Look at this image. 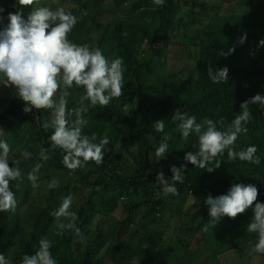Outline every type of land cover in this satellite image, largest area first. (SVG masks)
<instances>
[{"label":"trees","instance_id":"1","mask_svg":"<svg viewBox=\"0 0 264 264\" xmlns=\"http://www.w3.org/2000/svg\"><path fill=\"white\" fill-rule=\"evenodd\" d=\"M54 1H60L66 11L73 13L68 0H39V5L52 4L56 8L58 4ZM15 5L16 0H0V7L5 9L3 16L14 13L17 10ZM35 7L37 5L22 9L23 18ZM178 7L183 10L176 15ZM149 8L157 12L159 26L156 31H152V26L153 22L157 23V18L150 21L143 17ZM116 10L118 13L113 18L115 26L110 33L101 24L87 27L84 21L86 15H82L83 12L73 13L79 22L68 37L70 40L85 33L87 40L91 41L102 29L103 39L98 48L109 60L120 57L124 61V95L114 99L108 108L99 105L90 107L87 113L89 123L83 129V134L90 137L95 133L99 138H103L108 129L119 130L116 140L107 146L109 151L105 152L103 164L97 166L90 162L82 168L92 179L96 178L99 185L105 187L109 184L114 188L107 191L97 204L92 203L89 212L83 206L79 208V236L66 232L56 237L52 221L48 220L55 207L37 209L32 203L25 205L19 202L15 214L0 212V254H6L17 244L20 250L14 264H21L22 257L35 254L39 241L47 238L53 242L51 252L58 264H107L106 258L115 255L116 246L120 249L121 264H168V259L174 264H185L187 261L188 264H203L196 261H202L203 256L213 253L221 264H264V255H249L256 244V234L246 231L253 215L251 210L235 220L224 217L213 231H202L209 219L206 198L208 195L215 198L226 194L232 184H254L259 190L258 202L264 203V109L258 104L249 106L253 121L247 125L248 131L240 133L235 142L237 151L256 145L261 164L257 166L239 159L230 161L225 152L216 158L222 164L213 173L184 160L187 151H198V137L192 133L187 139L183 138L178 122L171 121L174 111L180 108L187 115L195 116L198 123L211 119L223 120L227 125L245 100L257 93L264 94V47H258L259 42L264 40V0H165L162 7H157L153 0H118ZM217 16H226V19L215 28ZM175 18L188 27L183 38L174 37ZM4 23L7 24L6 19ZM248 26L250 28L244 31ZM140 32L143 33L141 38L150 40L153 49V52L147 49L144 56L136 53L141 43L136 36ZM245 33L247 39L241 45L239 40ZM173 38L200 48L197 75L192 80L190 74L186 77L179 73L180 84L177 81L172 83L174 70L182 59L178 60L169 73L161 76L150 99L147 96L150 91L147 78L142 71L145 68L150 71L161 63V41L167 40L169 45H175ZM233 47V54L226 58L219 55L221 51L227 52ZM148 51L153 53L151 59L144 58ZM210 65L217 70L229 69L226 84H216L208 78ZM23 107L24 104L19 102L13 109L0 111V125L10 129V135L0 139L7 140L10 146V164L14 159L19 160V167L25 161L21 152L29 150L32 143L39 142L43 149H51L49 137L52 129L41 127L43 122L51 119V110H33L34 113L25 114ZM157 120H164L163 132L155 130L153 124ZM217 127L219 129L220 125L217 124ZM165 137L168 138L169 153L156 161L155 149ZM133 146L136 152L132 151ZM49 155L51 159L43 162L37 173L38 184L51 167L65 168L61 149L51 150ZM182 164L186 165L184 182L175 185L179 195L158 197L156 193L162 191V187L156 182L157 173L163 171L165 179L170 180V168ZM28 174L22 173V179L13 182L12 190L18 201L32 188ZM69 178L76 180V173H71ZM126 183L132 185L137 194H129L132 203L127 209L124 196L123 201L120 198L117 201L119 193L116 189L121 186V192H124ZM194 192L198 196H190ZM50 199L55 200L52 196ZM120 201L124 210L119 207ZM141 210L145 216L139 220ZM115 211L120 213L113 215ZM148 217L147 222L143 221ZM118 222L125 228L116 240L112 229ZM181 222L191 223V229L204 236L206 252L201 254L195 244L186 242L182 233L177 232ZM175 246H179L177 250L182 251L183 256H177L173 251ZM162 249L166 253L158 257L155 253Z\"/></svg>","mask_w":264,"mask_h":264},{"label":"clouds","instance_id":"2","mask_svg":"<svg viewBox=\"0 0 264 264\" xmlns=\"http://www.w3.org/2000/svg\"><path fill=\"white\" fill-rule=\"evenodd\" d=\"M157 7H162L165 0H153ZM17 5L19 7H17ZM37 5L23 18L22 9ZM16 11L3 16L4 8L0 7V85L13 88L16 96L23 102V112L32 113L33 110H51V119L43 122L44 130L52 129L49 137L51 149H41L39 159L47 162L51 159L49 152L61 149L64 153L62 163L71 173L84 168L90 162L100 166L104 162L105 152L109 151L110 139L107 136L99 138L93 133L90 137L83 134V129L89 121L85 118L89 108L97 105L108 108L110 103L120 99L125 86L124 61L120 57L109 60L98 47L87 44L78 45L69 40V34L79 22L78 17L65 7L55 9L40 6L39 0H16ZM84 12L82 15H86ZM5 19L7 24L4 23ZM247 39L245 33L239 40L242 45ZM258 47H264V40ZM235 52V47L227 52L221 51L220 56L227 57ZM208 78L216 84H226L229 69L227 67L215 69L211 65L207 69ZM83 88L79 106L68 110L70 89ZM87 102V103H86ZM258 104L264 109V94L257 93L240 105V111L225 125L223 120L213 121L205 119L198 123L195 116H189L180 108L172 115L171 121L178 122V129L182 137L187 139L192 133L198 137V151H187L184 160L200 169L213 173L221 167L216 158L227 153L230 161H240L259 166L261 158L257 155L256 145H250L239 151L235 148L240 133L247 132V125L253 121L250 105ZM75 119L70 124L69 115ZM217 124L220 125L218 129ZM157 132H163L164 120H157L154 124ZM117 130V129H116ZM119 131V130H118ZM4 130L0 128V136ZM119 134V133H118ZM168 138L155 149V157L159 161L168 154ZM10 146L5 139H0V212L15 214L19 201L12 190L13 182L22 179L19 160L9 162ZM24 160L33 158L27 149L21 152ZM211 165V166H209ZM37 163L28 174V180L33 189L37 183L40 168ZM186 165L172 166L171 179L166 180L163 171L157 173L156 182L162 187L156 195L178 196L175 186L184 182ZM18 187V184H17ZM59 181L52 179L47 184L48 190L57 189ZM259 190L254 184H232L226 194L212 197L208 195L205 204L208 207V223L202 231L208 232L219 225L224 217L235 220L238 216L252 211V219L246 226V231L256 234V244L249 255H264V203L258 202ZM74 196L69 194L62 198L59 207L50 213L58 223L56 236H63L65 232L81 235L78 227L79 217L71 211ZM53 242L47 238L39 241V248L33 255H24L21 264H58L53 257L51 248ZM0 264H11L3 254H0Z\"/></svg>","mask_w":264,"mask_h":264},{"label":"rangeland","instance_id":"3","mask_svg":"<svg viewBox=\"0 0 264 264\" xmlns=\"http://www.w3.org/2000/svg\"><path fill=\"white\" fill-rule=\"evenodd\" d=\"M68 2L71 4L73 13L78 14L79 12H86V17L84 18V21L87 25V27L91 26L92 24H101L103 25L107 30L108 33H110L114 29V21L113 18L115 15H117L118 11L116 10V5L118 4V0H68ZM54 4H58V6H61L60 1H54ZM51 8H55L52 4L48 5ZM182 8L178 7L176 10V15L180 14L182 12ZM143 17L147 20L153 21L156 19V22H153L152 31H156L157 27L159 26V20L157 17V12L155 9H149L146 10L143 13ZM234 18V17H233ZM226 19V16H217L215 19V28H218V26L223 23ZM25 20H27V15H25ZM174 37L176 38H183V35L188 31V27L181 23L179 18L174 19ZM250 26L244 28L243 30L249 29ZM101 31L96 34L95 39L88 41L87 35L85 33H82L76 37H72L70 40L78 45L87 44L91 47H98L101 43V40L103 39L101 36ZM143 36V33H138L136 37L140 39V42L136 48V53L140 56H144V53L147 49H150V51L153 52V49L151 47L150 40L148 38H141ZM215 37V36H214ZM146 39H148V42H145ZM216 41H218L216 38ZM143 40V41H142ZM143 42V43H142ZM173 42L175 45H169V42L166 40L161 41L162 46V61L158 66H153L151 70L149 71L147 68L143 69L142 73L144 76H146V83L148 86L147 96L151 99V95H154V88L158 84V81H160L161 76H163L166 73H169L173 67L175 66V63L178 62L177 67L174 70V76L172 78V83L175 81L180 84L181 79L179 77V73L182 76H188L190 74V78L192 80L195 79L197 75V61L200 53L199 47H193L190 44H185L182 40L174 39ZM148 51L147 55L144 58L151 59L153 57V53ZM159 75V76H158ZM84 89L83 88H76L73 87V89H70V96L68 97V110L71 112V109L78 107L80 102V97L83 95ZM158 93H161L162 91H156ZM23 103L15 94V90L13 88L4 87L3 85H0V111H7L9 109L15 108L18 103ZM45 110H39V112H44ZM34 113V112H32ZM87 119V115L85 116ZM75 116L69 115L68 120L71 121V123L74 121ZM0 128L4 130L3 136H9L10 135V129L9 127H4L0 125ZM119 131L115 130L113 128L108 129L105 132V136H107L110 139V143L114 142L117 138ZM1 137V136H0ZM43 149V145L41 143H32L29 152L33 154V158L28 161H24L23 164L20 165V169L23 174L26 175V173L30 172L33 168V166L37 163H41L43 165L44 161H41L39 159V153ZM136 147H132V151L136 152ZM132 162L134 163V158L132 156ZM246 163V162H245ZM41 170V168H40ZM155 170H158V168H155ZM77 179L76 180H70L71 172L66 168H50L49 171L46 172L45 176L40 179L39 181V187L36 189L30 188L27 190L26 196L22 197L19 202L25 203V205H28L29 203H32L37 209L39 208H51L55 207L56 209L59 207L62 198L72 194L74 196V202L71 211H74L78 214L79 208L83 206L86 209V212H89V208L92 203L97 204L98 200L104 196V194L113 189L114 187L105 184L104 186L99 185L97 183V179L93 178L86 174L81 169H78L76 172ZM56 179L59 181V187L57 189L48 190L47 184L52 180ZM118 190V199L120 198L121 201H123V196L125 197V209H127L128 204L131 202L129 194H132L133 196H137V194L133 190V186L126 183L125 184V190L124 192H121V186L116 187ZM53 197L55 200L51 201L50 197ZM190 196H198L195 192L191 193ZM120 201V208L124 210V206L122 202ZM57 202V203H55ZM132 203V202H131ZM140 211L139 213V220L142 219L143 216H145V213ZM53 212V211H52ZM120 212L115 211L113 212V215H118ZM170 217V216H169ZM52 221V227L54 228V234L57 231L56 225L58 223L57 219L54 216H51L50 219ZM149 220L148 218H143V221L147 222ZM174 223V221H173ZM192 224H188L186 222L179 223L177 229V232L182 233V236L186 242H191L195 244L199 250L201 251V254L206 252L207 249L205 245L204 236L202 237L198 232L199 231H193V228L191 229ZM125 226L121 224L120 222L116 223V227L112 229L113 231V237L117 240V236H120L124 231ZM66 233V232H65ZM61 237V236H56ZM175 238V236H174ZM173 238V240H174ZM179 246H175L173 251L177 253V256H183L182 251H178L177 248ZM19 246L17 244H14L11 249L7 251L6 254H4L5 258L11 262V264H14L17 258V255L19 254ZM166 253L165 249H162V251L155 253L158 257H163ZM215 254H209L208 257L203 256L202 261H196V263L203 264H221L215 259ZM135 257V256H134ZM92 260L93 257H90ZM107 264H121L122 259L120 257V249L116 246L115 248V255L111 258H106ZM158 262L161 263L160 258L158 259ZM189 261H187L185 264H188ZM168 264H174L171 259H168Z\"/></svg>","mask_w":264,"mask_h":264},{"label":"bare ground","instance_id":"4","mask_svg":"<svg viewBox=\"0 0 264 264\" xmlns=\"http://www.w3.org/2000/svg\"><path fill=\"white\" fill-rule=\"evenodd\" d=\"M149 12H150V8H149Z\"/></svg>","mask_w":264,"mask_h":264}]
</instances>
